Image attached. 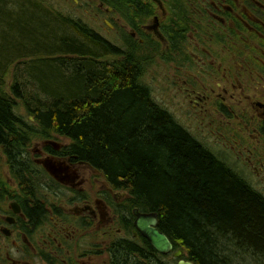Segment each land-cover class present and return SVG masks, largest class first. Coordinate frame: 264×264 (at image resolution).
<instances>
[{"label": "flooded vegetation", "instance_id": "obj_1", "mask_svg": "<svg viewBox=\"0 0 264 264\" xmlns=\"http://www.w3.org/2000/svg\"><path fill=\"white\" fill-rule=\"evenodd\" d=\"M63 3L76 18L90 15L105 25L108 37L93 29L116 46L106 58L131 63L136 57L146 68L153 57L168 67L170 87L187 105L185 115L199 121L206 147L264 186V0ZM55 137L61 136L30 140L14 161L0 144V264L189 260L183 251L178 257L157 252L135 226V210L146 212L134 207L132 195L112 188Z\"/></svg>", "mask_w": 264, "mask_h": 264}, {"label": "trees", "instance_id": "obj_2", "mask_svg": "<svg viewBox=\"0 0 264 264\" xmlns=\"http://www.w3.org/2000/svg\"><path fill=\"white\" fill-rule=\"evenodd\" d=\"M115 50L46 0H0L3 155L14 161L33 138L63 136L78 161L156 213L194 264H264V195L156 102L144 61L109 62ZM27 58L37 61L14 65ZM13 96L33 123L14 113Z\"/></svg>", "mask_w": 264, "mask_h": 264}, {"label": "rangeland", "instance_id": "obj_3", "mask_svg": "<svg viewBox=\"0 0 264 264\" xmlns=\"http://www.w3.org/2000/svg\"><path fill=\"white\" fill-rule=\"evenodd\" d=\"M64 0H46L47 3H50L53 5L55 8L61 10L62 12L65 11L69 13L71 16L75 17L74 12L70 10L69 4L65 5L63 3ZM64 12V13H65ZM78 17V16H77ZM82 21H84L89 27H96L97 30L108 37V33L106 31L105 25H103L100 22H96L92 19L90 15H81ZM120 40V38L118 39ZM117 41V39H116ZM120 43V42H119ZM124 41L121 42V46H123ZM146 58H149L146 57ZM30 58H27L26 60H18L16 63H14L15 66L21 67L19 64L24 62L26 65L36 62L37 59L33 58L32 61L29 60ZM108 61L112 60V58H108ZM134 59L137 61V58L134 57ZM116 60V59H115ZM114 60V61H115ZM22 63V64H24ZM11 65L10 70L13 68V71H15V66ZM9 70V71H10ZM16 72V71H15ZM171 73L168 72V67L165 68V66H160L159 63H155V59L152 57L151 60L147 63L145 72L142 73V79L143 81L150 87L152 96L165 103L169 108V111L175 116L176 119H179L180 122H182L184 125H187L193 132H195L199 137H201L204 140V135L201 130L197 127L199 121H194L193 119L189 118L185 113L182 111L183 109L186 108V104H183L181 101L182 99H179L175 93L174 90L170 87V84L168 82L169 75ZM7 75V74H6ZM10 75V73H8ZM7 82H9L8 78L6 77ZM28 91H31L34 93V91L31 90V87L27 88ZM173 91V93H172ZM176 96V97H175ZM15 100V108H14V113L20 117H28V119H31V114L27 111V106L25 105L24 101L21 98L14 97ZM181 101V102H180ZM180 102V103H179ZM182 104V105H181ZM36 138V137H35ZM57 141L61 144H67L69 143L66 138L63 136L61 137H55ZM34 140V138H33ZM35 142V140L33 141ZM32 142V145H33ZM37 142V141H36ZM38 144V143H37ZM34 148H36V145L34 144ZM5 165V164H4ZM246 176V174H245ZM247 180L254 185V187L259 190L263 195H264V186L260 187L259 185L256 184L254 181L253 177L251 175L246 176ZM255 264V263H254ZM258 264V263H256Z\"/></svg>", "mask_w": 264, "mask_h": 264}, {"label": "water", "instance_id": "obj_4", "mask_svg": "<svg viewBox=\"0 0 264 264\" xmlns=\"http://www.w3.org/2000/svg\"><path fill=\"white\" fill-rule=\"evenodd\" d=\"M136 228L146 237L149 243L160 253L167 254L172 250V244L167 236L158 229V219L156 213L138 214L135 210ZM181 250H177L174 256L181 255ZM178 264H192L189 261L179 260Z\"/></svg>", "mask_w": 264, "mask_h": 264}, {"label": "bare ground", "instance_id": "obj_5", "mask_svg": "<svg viewBox=\"0 0 264 264\" xmlns=\"http://www.w3.org/2000/svg\"><path fill=\"white\" fill-rule=\"evenodd\" d=\"M124 18V17H123ZM133 54V53H132ZM110 58V57H109ZM136 76V75H135ZM29 117V116H28ZM28 117H26V119L29 121V122H31V123H33V117L31 116V119H28Z\"/></svg>", "mask_w": 264, "mask_h": 264}]
</instances>
